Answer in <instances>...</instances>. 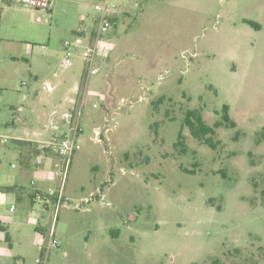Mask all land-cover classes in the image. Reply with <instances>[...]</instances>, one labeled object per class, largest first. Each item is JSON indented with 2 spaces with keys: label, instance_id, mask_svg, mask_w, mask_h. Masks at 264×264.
<instances>
[{
  "label": "rangeland",
  "instance_id": "1",
  "mask_svg": "<svg viewBox=\"0 0 264 264\" xmlns=\"http://www.w3.org/2000/svg\"><path fill=\"white\" fill-rule=\"evenodd\" d=\"M101 1L22 13L29 37L5 19L28 43H0V221L12 228L11 241L0 230V264H37L44 242L43 198H32V174L20 177L16 137L49 139L77 122L71 198L47 264H264V0H117L118 26L99 34ZM80 31L98 46L95 75ZM79 82L89 96L75 104ZM226 104L236 126L215 127ZM189 109L215 127V148L191 135ZM10 177L22 189H8Z\"/></svg>",
  "mask_w": 264,
  "mask_h": 264
},
{
  "label": "crops",
  "instance_id": "2",
  "mask_svg": "<svg viewBox=\"0 0 264 264\" xmlns=\"http://www.w3.org/2000/svg\"><path fill=\"white\" fill-rule=\"evenodd\" d=\"M5 1L7 4L3 6V4H0V43H6L7 46L12 47L14 43H28L26 40V37H20L15 39L16 37H12V31L9 29L4 30V23L5 19H11L13 21L11 29L16 30L17 33H24L25 36H31V28L28 25H24L22 23H17L16 19L21 18L22 13H28L30 15L35 14H44L43 11L35 10L29 7H26L22 4H20L17 0H0ZM53 5V3H52ZM54 6H52V9L50 10L51 13L54 12ZM36 16V15H35ZM115 17H118V12H115ZM21 21V19H20ZM40 20H38L37 17V23H39ZM118 24L115 25L117 27ZM20 29V30H18ZM18 30V31H17ZM79 35L81 34L84 38V32L80 31L78 32ZM30 34V35H29ZM30 40V39H29ZM88 44V43H86ZM13 56V55H11ZM63 64L66 66H70L72 64L70 57L67 56V58L63 61ZM34 78H39L38 75H34ZM75 96L72 99L73 103H77L78 99L81 98V94L83 95V100H86L89 96V89L87 86L83 87L82 84L79 82V84H75ZM55 87L51 82H47L45 84L46 90H53ZM3 89V86L0 85V90ZM77 95V97H76ZM76 97V98H75ZM70 112H64L63 115H65L66 118L70 116ZM17 121H14L13 124H16ZM64 133V132H62ZM59 133V134H62ZM55 135V134H53ZM52 135V136H53ZM51 136V137H52ZM50 137V138H51ZM47 137H44L42 133L36 134L33 138H24V137H16L17 142H15L13 145L17 147L21 153V172L20 177L26 176L27 174H32L31 184L33 185V193L32 198L33 200H37L39 198L42 199L43 207L44 209L42 211L36 212V219L38 221V228H36L40 234L43 235L44 240H46V231L47 228L51 224V218H52V199H53V192L58 188L59 185V178L55 175L54 169L60 165V158L58 154L55 152L54 148L47 146L43 144V142H46L49 139H46ZM27 142V143H26ZM28 144V145H26ZM50 166H53L52 169H49ZM16 167V166H15ZM35 180V184L32 183V181ZM8 189H22V185L18 183V178L10 177L5 179ZM66 196L67 198H71L68 191L66 190ZM36 198V199H35ZM18 211V217H21L24 221H29L30 215L29 210H16ZM32 213V212H31ZM2 231H4L5 238L8 241H11V227L1 223Z\"/></svg>",
  "mask_w": 264,
  "mask_h": 264
},
{
  "label": "built area",
  "instance_id": "3",
  "mask_svg": "<svg viewBox=\"0 0 264 264\" xmlns=\"http://www.w3.org/2000/svg\"><path fill=\"white\" fill-rule=\"evenodd\" d=\"M20 4L35 9L40 10L43 12H50L52 9V0H17ZM95 9L99 12V34H103L108 32L109 29L114 27L117 21H114L113 18L115 17V12H117L118 4L117 0H102L101 3L95 5ZM38 20L42 21L43 19L39 16ZM47 21V19H46ZM76 43L80 44L84 48H86L85 59L89 68L91 69V74L95 75L99 72V68L95 65L96 64V57L98 53V46L97 44H93L92 46L84 43V38L82 35H78L75 39ZM70 39H66L64 41V46L68 50L67 56L71 57L72 52L70 51L71 46L74 43ZM96 105V104H95ZM82 132L81 125L77 122L75 125L70 126L68 131L62 134H55L43 144L54 148L55 152L58 154L60 161L62 162V167L55 171V175L59 178L60 182L58 188L53 192V199H52V218L51 224L47 228L46 231V240L42 244L39 245V249L41 252L40 257L36 259L37 264H47L48 256L50 251L60 246V240L56 236L57 230V222H58V215L60 213V209L65 203L66 199V182L69 176V169L71 164V159L76 151L81 149V144L79 142V135ZM98 133V132H97ZM100 133V132H99ZM3 138V142L7 143L9 138ZM101 138H99L100 140ZM15 166V164H13ZM35 184V180L32 181ZM11 211H15L14 208H11Z\"/></svg>",
  "mask_w": 264,
  "mask_h": 264
},
{
  "label": "trees",
  "instance_id": "4",
  "mask_svg": "<svg viewBox=\"0 0 264 264\" xmlns=\"http://www.w3.org/2000/svg\"><path fill=\"white\" fill-rule=\"evenodd\" d=\"M114 21H117V18H113ZM249 24L256 27L257 29L260 28V24H258L255 21L247 20ZM227 126V127H235L236 123L231 119L230 113H229V105L223 106V114H222V121H219L215 124V127L218 126ZM185 126L189 128V131L191 135L198 139L199 141H203L207 145H209L211 148H215L216 144L212 140V136L215 134V127L207 124L205 120L203 119V116L198 109H189L185 113ZM178 146H182L181 152H186V148L184 147L183 142V132L181 131L179 134V141L177 143ZM189 172L194 173V170H188ZM262 199L264 204V189L262 190ZM0 229H2V226L0 224Z\"/></svg>",
  "mask_w": 264,
  "mask_h": 264
},
{
  "label": "flooded vegetation",
  "instance_id": "5",
  "mask_svg": "<svg viewBox=\"0 0 264 264\" xmlns=\"http://www.w3.org/2000/svg\"><path fill=\"white\" fill-rule=\"evenodd\" d=\"M75 87H76V86L74 85V87L72 88L74 94H75V91H76V88H75Z\"/></svg>",
  "mask_w": 264,
  "mask_h": 264
}]
</instances>
